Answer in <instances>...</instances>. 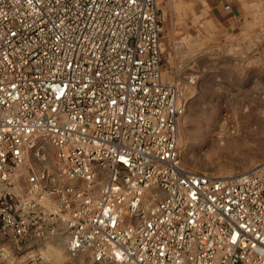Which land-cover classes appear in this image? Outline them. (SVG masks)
<instances>
[{"label": "built area", "instance_id": "2783aa9c", "mask_svg": "<svg viewBox=\"0 0 264 264\" xmlns=\"http://www.w3.org/2000/svg\"><path fill=\"white\" fill-rule=\"evenodd\" d=\"M161 24L157 0H0L3 237L61 235L91 264H264V159L182 165Z\"/></svg>", "mask_w": 264, "mask_h": 264}, {"label": "rangeland", "instance_id": "374dc122", "mask_svg": "<svg viewBox=\"0 0 264 264\" xmlns=\"http://www.w3.org/2000/svg\"><path fill=\"white\" fill-rule=\"evenodd\" d=\"M157 7L163 76L184 102L180 162L211 175L249 169L264 159V0H250L237 24L218 19L206 0H157ZM236 126L253 132L247 144L228 142ZM58 263L91 264L86 255L68 256L61 235L15 241L0 234V264Z\"/></svg>", "mask_w": 264, "mask_h": 264}, {"label": "crops", "instance_id": "0c3cea01", "mask_svg": "<svg viewBox=\"0 0 264 264\" xmlns=\"http://www.w3.org/2000/svg\"><path fill=\"white\" fill-rule=\"evenodd\" d=\"M206 2L218 19L229 21L230 24L239 23L250 5V0H206ZM251 23L249 25H255Z\"/></svg>", "mask_w": 264, "mask_h": 264}, {"label": "bare ground", "instance_id": "6f19581e", "mask_svg": "<svg viewBox=\"0 0 264 264\" xmlns=\"http://www.w3.org/2000/svg\"><path fill=\"white\" fill-rule=\"evenodd\" d=\"M238 130H239L238 129V126H236L235 130H233V131H231V132H229L227 134V138H229V141L228 142L237 143V144H240V143L241 144H247L249 142V140H250L253 132L250 129H248L247 127H245V129H243V131L241 133L240 132H237ZM249 146H251V145H249ZM50 148L51 147H49V149ZM41 256L42 257H45L46 259H48V257L46 255H44V254H42Z\"/></svg>", "mask_w": 264, "mask_h": 264}]
</instances>
